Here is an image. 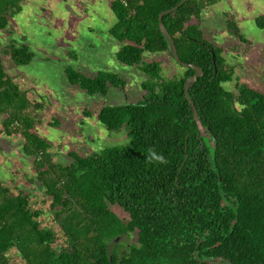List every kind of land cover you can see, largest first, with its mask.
I'll return each mask as SVG.
<instances>
[{
	"label": "trees",
	"instance_id": "trees-1",
	"mask_svg": "<svg viewBox=\"0 0 264 264\" xmlns=\"http://www.w3.org/2000/svg\"><path fill=\"white\" fill-rule=\"evenodd\" d=\"M21 1L0 0V28ZM179 1L108 0L116 18L108 32L120 43L116 59L135 65L144 52L173 59L158 14ZM216 1L185 0L162 16L180 60L203 70L187 90L189 99L190 67L178 63L182 74L164 78L159 62H146L144 99L104 106L97 116L110 131L125 126L129 143L87 156L71 152L66 164L35 131L41 103L0 56L1 132L22 139L23 153L32 157L27 183H37L51 215L44 224L41 209L30 208V191L0 179V264H264V91L245 83H237L236 93L222 86L233 69L199 24L202 10ZM256 21L264 27L263 16ZM225 22L244 41L233 15ZM3 52L16 65L33 58L27 45L13 41ZM64 73L88 94L126 83L107 71L87 75L66 66ZM150 149L166 163H146ZM122 236L133 240L123 244Z\"/></svg>",
	"mask_w": 264,
	"mask_h": 264
},
{
	"label": "rangeland",
	"instance_id": "rangeland-1",
	"mask_svg": "<svg viewBox=\"0 0 264 264\" xmlns=\"http://www.w3.org/2000/svg\"><path fill=\"white\" fill-rule=\"evenodd\" d=\"M20 6L0 28V56L20 87L41 103L35 131L50 143L53 158L62 164L70 162L71 152L87 156L129 143L125 126L110 131L97 116L104 106L144 99L147 90L141 85L147 76L142 66L146 62H159L164 78L183 72L167 52H144L135 65L119 62L115 52L120 43L108 32L116 20L108 0H22ZM228 15H233L244 41L227 32ZM260 16L264 17V0H217L200 14L205 39L222 48L221 54L233 69L231 79L222 83L229 91L236 93L237 83L264 91V27L256 21ZM10 41L29 47L33 52L29 63L16 65L4 54L3 46ZM66 66L87 75L115 73L126 83L122 88L109 87L105 94H88L67 80ZM3 119L0 115V179L14 190L30 191V208L41 209V220L51 224L48 203L42 199L39 186L27 183L33 176L32 157L23 153L18 135L1 132ZM112 209L126 216L117 205ZM132 240L133 236H122L118 241L125 244ZM11 254L16 255L14 250Z\"/></svg>",
	"mask_w": 264,
	"mask_h": 264
},
{
	"label": "water",
	"instance_id": "water-1",
	"mask_svg": "<svg viewBox=\"0 0 264 264\" xmlns=\"http://www.w3.org/2000/svg\"><path fill=\"white\" fill-rule=\"evenodd\" d=\"M184 1L185 0H180L176 5L161 11L158 14V21H159L158 25H159V29H160L161 33L166 37V39L169 43V49H170L171 55L173 56V59L177 63H180L183 67H190L194 71L192 75H190L189 77L186 78L185 83H184V93H185L186 98L189 99L188 94H187V90L196 81V79L198 77H201L203 75V70L195 64L186 63V62H183L180 60L178 53H177L176 46H175L174 41H173V38L169 34V32L167 31L164 23L162 22V16L164 14H167L169 12L176 10L177 7L180 6ZM213 59H214V56H213ZM189 104H190V108H191L193 117L196 120V122L199 124L197 109H196V107L192 101L189 100Z\"/></svg>",
	"mask_w": 264,
	"mask_h": 264
},
{
	"label": "clouds",
	"instance_id": "clouds-1",
	"mask_svg": "<svg viewBox=\"0 0 264 264\" xmlns=\"http://www.w3.org/2000/svg\"><path fill=\"white\" fill-rule=\"evenodd\" d=\"M154 162H158L161 164L166 163L162 155H157L154 150L150 149L149 155L146 158V163H154Z\"/></svg>",
	"mask_w": 264,
	"mask_h": 264
},
{
	"label": "crops",
	"instance_id": "crops-1",
	"mask_svg": "<svg viewBox=\"0 0 264 264\" xmlns=\"http://www.w3.org/2000/svg\"><path fill=\"white\" fill-rule=\"evenodd\" d=\"M207 8V7H206ZM20 183H22V182H20Z\"/></svg>",
	"mask_w": 264,
	"mask_h": 264
}]
</instances>
